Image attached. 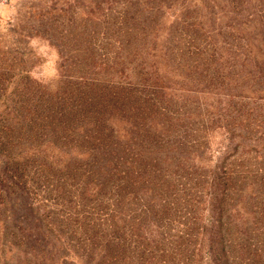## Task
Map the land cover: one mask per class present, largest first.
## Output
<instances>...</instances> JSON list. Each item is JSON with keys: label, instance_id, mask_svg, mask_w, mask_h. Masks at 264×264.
<instances>
[{"label": "trees", "instance_id": "trees-1", "mask_svg": "<svg viewBox=\"0 0 264 264\" xmlns=\"http://www.w3.org/2000/svg\"><path fill=\"white\" fill-rule=\"evenodd\" d=\"M13 1L0 262L264 264V0Z\"/></svg>", "mask_w": 264, "mask_h": 264}, {"label": "rangeland", "instance_id": "rangeland-1", "mask_svg": "<svg viewBox=\"0 0 264 264\" xmlns=\"http://www.w3.org/2000/svg\"><path fill=\"white\" fill-rule=\"evenodd\" d=\"M16 0L13 1V4ZM13 12V9L11 6L7 3H5V0H0V17L3 19L4 22H6L8 16ZM3 27V26H1ZM30 49L33 51L35 56L39 59L37 64L35 65V68L32 71L33 77L39 80H43L45 82H54L58 78V55L56 50L50 45V43L42 37L34 38L30 45ZM31 251V250H29ZM61 252V258L56 257L55 262L53 264H81V263H75V261H72L71 258H68L64 260V254ZM7 256V262L9 264H31L34 259H31L29 263H27L26 260L29 258L25 255H23V252H13V253H6ZM35 255V253H33ZM48 264H50L52 261V258L49 256L47 257ZM0 264H5L3 261L0 262Z\"/></svg>", "mask_w": 264, "mask_h": 264}]
</instances>
